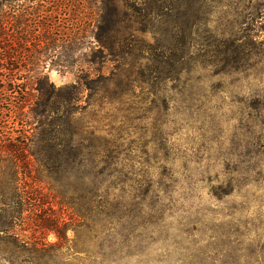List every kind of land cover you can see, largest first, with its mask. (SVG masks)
Returning a JSON list of instances; mask_svg holds the SVG:
<instances>
[{"label":"rangeland","instance_id":"374dc122","mask_svg":"<svg viewBox=\"0 0 264 264\" xmlns=\"http://www.w3.org/2000/svg\"><path fill=\"white\" fill-rule=\"evenodd\" d=\"M61 1L35 14L22 1L19 15L59 26L37 69L57 90L89 75L90 173L12 166L19 125L1 84L0 264H264V0H116L115 24L108 7L97 21L99 0ZM73 35L84 48H65ZM55 219L60 234L42 228Z\"/></svg>","mask_w":264,"mask_h":264},{"label":"trees","instance_id":"16d2710c","mask_svg":"<svg viewBox=\"0 0 264 264\" xmlns=\"http://www.w3.org/2000/svg\"><path fill=\"white\" fill-rule=\"evenodd\" d=\"M22 1L37 7L33 14L46 13L49 12L50 7L58 8L63 5L61 0H0V96L4 86L1 84L5 83L4 88L9 97L14 99V105L9 104L5 109L7 123L9 126L11 122L19 125L17 131H14L13 127L8 128L9 135L18 134L14 141L8 138L6 149L12 154L9 163L12 162V166L16 168L20 163L23 173L31 174L35 171L30 158L33 157L36 159L38 166L36 171L39 173L53 174L55 172V174L62 173L66 176H71L73 173L79 175L82 172L89 174L90 171L86 170L87 155L84 152L90 149V145L84 144L80 116L83 109L81 105L83 93L85 88L90 86L91 80L88 74H83L77 83L57 90L46 75H41L37 71L41 64H47L48 59H45L47 53L59 48L55 47L60 37L56 30L59 26L56 27L53 17L33 18V14H29L32 15L31 18L20 16ZM99 3L101 14L103 8L108 7L117 15L118 20L113 21L114 24L123 21L116 0H99ZM101 14L97 20L100 23L104 18ZM3 25H5V32ZM7 28L9 32H12L11 35H8V31L6 32ZM69 37L71 39L66 44V49L74 52L84 48L75 35ZM96 37L100 44L97 51L102 53L108 47L102 42L100 35ZM55 63L74 67L78 61L58 60ZM85 64L93 66L97 64V61L86 60ZM99 76L104 78L102 75ZM2 112L1 108L0 124L3 120ZM59 113L63 114L61 119H54V115ZM13 159L19 160V163L13 162ZM47 176L49 180L53 179ZM53 180L58 184L61 183L57 178ZM100 189L89 188L88 195L97 199L102 196L99 195ZM26 192L25 189L17 194L14 192V195L19 198L22 212H24L23 207L32 210L34 206L33 203L30 204L33 196L29 193L26 195ZM59 227L64 226H61L56 219L47 220L42 224V228L47 231L58 232Z\"/></svg>","mask_w":264,"mask_h":264}]
</instances>
